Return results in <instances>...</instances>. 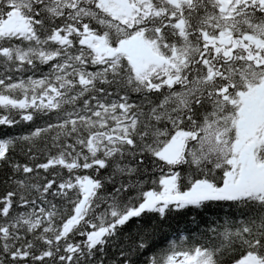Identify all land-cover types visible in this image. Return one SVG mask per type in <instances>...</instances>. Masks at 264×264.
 I'll use <instances>...</instances> for the list:
<instances>
[{
  "label": "snow or ice",
  "instance_id": "obj_1",
  "mask_svg": "<svg viewBox=\"0 0 264 264\" xmlns=\"http://www.w3.org/2000/svg\"><path fill=\"white\" fill-rule=\"evenodd\" d=\"M0 264H264V0H0Z\"/></svg>",
  "mask_w": 264,
  "mask_h": 264
}]
</instances>
